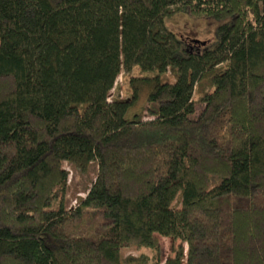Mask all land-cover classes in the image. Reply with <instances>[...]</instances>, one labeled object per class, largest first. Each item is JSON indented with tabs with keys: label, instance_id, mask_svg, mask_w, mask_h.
Listing matches in <instances>:
<instances>
[{
	"label": "trees",
	"instance_id": "trees-1",
	"mask_svg": "<svg viewBox=\"0 0 264 264\" xmlns=\"http://www.w3.org/2000/svg\"><path fill=\"white\" fill-rule=\"evenodd\" d=\"M181 7L229 17L213 46L164 27ZM92 161L67 209L62 162ZM156 236L185 244L160 264H264V0H0V264H123Z\"/></svg>",
	"mask_w": 264,
	"mask_h": 264
},
{
	"label": "rangeland",
	"instance_id": "rangeland-1",
	"mask_svg": "<svg viewBox=\"0 0 264 264\" xmlns=\"http://www.w3.org/2000/svg\"><path fill=\"white\" fill-rule=\"evenodd\" d=\"M229 20L226 17L221 20L212 19L204 16H190L184 12V8L174 10L170 15L163 19L164 27L172 32L176 37L192 46L199 45L197 42H202L211 47L216 43L217 27ZM191 39V40H190ZM190 40V42H189ZM138 70L136 67L130 68L128 71H120L114 80L112 89L107 94V100L111 99H126L129 96L128 79L131 76H136ZM161 80L167 82L173 81V76L170 71H166L164 75L160 76ZM211 85L207 78H202L198 81L192 94V101L194 102V113L200 109L198 103L199 97L203 92L209 91ZM143 100L142 95L138 97L136 108L140 107ZM143 115V113H142ZM143 119H147L143 117ZM62 169L66 173V180L64 191L62 193V203L69 209L76 205L77 200L84 196L85 190L89 187L95 176L96 164L94 161L90 162L84 170L74 168L67 162H62ZM157 248H145L137 246H128L120 250V258L123 264H154L162 263L167 258H173L176 250L179 247L182 249V254L185 253V244L179 240H172L167 237L156 236Z\"/></svg>",
	"mask_w": 264,
	"mask_h": 264
},
{
	"label": "water",
	"instance_id": "water-1",
	"mask_svg": "<svg viewBox=\"0 0 264 264\" xmlns=\"http://www.w3.org/2000/svg\"><path fill=\"white\" fill-rule=\"evenodd\" d=\"M196 43H198L199 45H203V43H202V42H197V41H196Z\"/></svg>",
	"mask_w": 264,
	"mask_h": 264
}]
</instances>
